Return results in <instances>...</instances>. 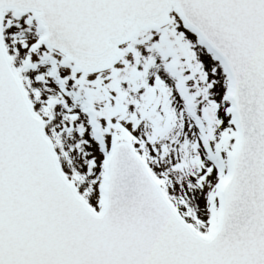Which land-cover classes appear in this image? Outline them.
I'll return each mask as SVG.
<instances>
[{
    "label": "snow or ice",
    "instance_id": "snow-or-ice-1",
    "mask_svg": "<svg viewBox=\"0 0 264 264\" xmlns=\"http://www.w3.org/2000/svg\"><path fill=\"white\" fill-rule=\"evenodd\" d=\"M0 264H264V0H0Z\"/></svg>",
    "mask_w": 264,
    "mask_h": 264
}]
</instances>
